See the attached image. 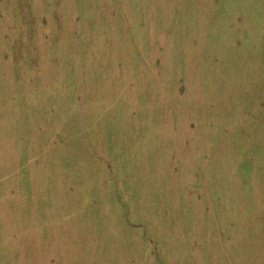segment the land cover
Returning a JSON list of instances; mask_svg holds the SVG:
<instances>
[{
	"label": "rangeland",
	"instance_id": "374dc122",
	"mask_svg": "<svg viewBox=\"0 0 264 264\" xmlns=\"http://www.w3.org/2000/svg\"><path fill=\"white\" fill-rule=\"evenodd\" d=\"M0 264H264V0H0Z\"/></svg>",
	"mask_w": 264,
	"mask_h": 264
}]
</instances>
